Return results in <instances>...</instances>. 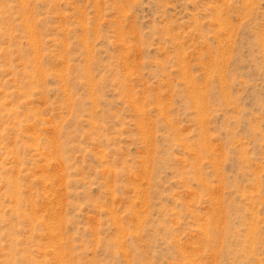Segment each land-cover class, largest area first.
Wrapping results in <instances>:
<instances>
[{"label":"rangeland","instance_id":"rangeland-1","mask_svg":"<svg viewBox=\"0 0 264 264\" xmlns=\"http://www.w3.org/2000/svg\"><path fill=\"white\" fill-rule=\"evenodd\" d=\"M0 264H264V0H0Z\"/></svg>","mask_w":264,"mask_h":264}]
</instances>
